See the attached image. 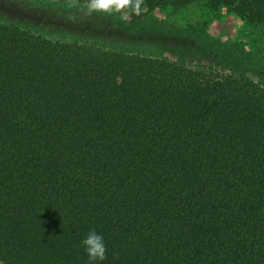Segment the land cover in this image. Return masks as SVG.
Wrapping results in <instances>:
<instances>
[{"label": "trees", "instance_id": "16d2710c", "mask_svg": "<svg viewBox=\"0 0 264 264\" xmlns=\"http://www.w3.org/2000/svg\"><path fill=\"white\" fill-rule=\"evenodd\" d=\"M198 3L264 30V0L141 15ZM93 229L98 264H264V87L0 23V262L87 264Z\"/></svg>", "mask_w": 264, "mask_h": 264}, {"label": "rangeland", "instance_id": "374dc122", "mask_svg": "<svg viewBox=\"0 0 264 264\" xmlns=\"http://www.w3.org/2000/svg\"><path fill=\"white\" fill-rule=\"evenodd\" d=\"M0 23L52 41L87 42L193 69H232L264 87L263 28L200 3L181 10L156 8L125 21L118 14L87 16L79 8L69 9L67 0H0Z\"/></svg>", "mask_w": 264, "mask_h": 264}, {"label": "clouds", "instance_id": "9594fccd", "mask_svg": "<svg viewBox=\"0 0 264 264\" xmlns=\"http://www.w3.org/2000/svg\"><path fill=\"white\" fill-rule=\"evenodd\" d=\"M143 0H85L83 6L80 0H67L69 9H77L87 16L104 14L112 16L118 14L121 20H128L131 15L140 16L142 12ZM74 19V17H69ZM82 246L88 256L87 264H98L107 259V248L104 237L95 229L89 231L87 236L81 241ZM2 264V262H0Z\"/></svg>", "mask_w": 264, "mask_h": 264}]
</instances>
